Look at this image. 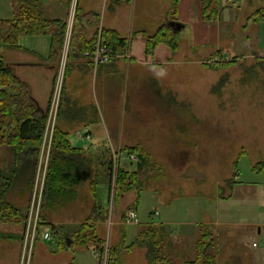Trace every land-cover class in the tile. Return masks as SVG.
<instances>
[{
    "label": "crops",
    "instance_id": "crops-1",
    "mask_svg": "<svg viewBox=\"0 0 264 264\" xmlns=\"http://www.w3.org/2000/svg\"><path fill=\"white\" fill-rule=\"evenodd\" d=\"M39 1L45 17L67 21L70 0ZM171 4L172 0H120L117 3H113L112 0H77L75 13L82 16L83 35L87 42H92L101 30L109 28L126 38L127 47L124 52L97 64L92 62L90 56L84 54L88 48L83 52L66 56L54 129L62 131L71 148L77 150L76 158L80 167L70 165L64 169L65 174L60 173L63 177L59 179V183L66 185L52 201L54 209L47 212L48 221L40 216L42 211L40 200L39 231L32 244L28 264H100L94 251L99 248L103 239L111 242L110 264H147L144 247L134 241L140 230L150 222L164 228L165 238L161 241L164 264H195L196 244L204 227L214 240V264H224L218 256L220 239L224 237L226 226L239 225L237 221H231L234 216L223 217L218 213V216L211 217L206 209H202L200 217L192 218L189 213L187 217L178 219L173 214L175 206L171 207V199H164L159 194L161 202L169 207L171 214L161 216L160 221L139 225L129 236L125 226L134 222H125L121 215L128 208L137 209L139 194H136L132 203L125 204L120 198L124 192H130L132 188L120 194L117 207L122 214L119 216V223H114L113 219L109 227L107 206L100 193L101 188H105V193L107 190L103 150L111 146H107L108 143H115L125 154L128 153L127 149L130 146H139L150 153L141 140L132 142L125 138L124 129L128 128L130 117L134 118L132 113L130 115L133 111L130 104L133 89L141 88L144 96L146 94L155 96L157 101L153 103L155 110L176 112L178 106L165 102L163 97L170 93L167 89L176 81V70L197 65L193 63L203 61L202 59L207 65L206 62L212 56L211 52L219 50L220 54L217 56L221 57L231 48L230 44L225 45L224 41L230 34L227 36L222 34V23H229L237 16L230 0H220L221 10L213 20H206L203 17L200 0H178L174 10ZM18 12L16 0H0V19L14 18ZM174 22H177L176 25ZM257 24L254 23L252 26L256 28ZM161 26L177 31L176 48L172 49L167 42L159 41L147 52L145 34H152ZM51 42L52 38L48 33L19 35L13 46L6 45L0 40V59L9 66L14 76L26 84L35 105L43 110H47L50 103L62 52L61 47L56 53H52ZM14 125L15 122L11 121L8 132ZM13 146L8 140L0 143V169L9 173L17 166V154L20 153L14 150ZM139 158L138 155L134 161L124 159L123 163H127L126 167L130 168L126 169L133 170L134 166L137 167ZM19 188L10 187L6 196L27 213L33 186L30 195L24 196L17 194ZM94 195L99 199V210ZM153 211H157L154 216L157 214L160 216L159 210ZM81 224L85 226L81 230H76ZM24 226L25 221L22 219L0 217V264H19ZM45 230L52 232L55 244L44 240L42 232ZM256 233L264 234L261 225L257 226ZM253 241L258 242L257 239ZM259 243L252 246L258 247ZM192 253L194 257H190ZM262 254L255 252L254 256Z\"/></svg>",
    "mask_w": 264,
    "mask_h": 264
},
{
    "label": "rangeland",
    "instance_id": "rangeland-1",
    "mask_svg": "<svg viewBox=\"0 0 264 264\" xmlns=\"http://www.w3.org/2000/svg\"><path fill=\"white\" fill-rule=\"evenodd\" d=\"M233 5L236 19L222 23V34H230L225 45L231 48L221 57L214 50L208 62L235 60L213 67L202 59L193 63L197 65L178 68L175 83L167 89L170 93L163 96L165 102L178 106L176 112L155 110V96H144L141 88L133 89L130 115L134 118L130 117L124 129L125 138L141 140L150 153L143 150L146 161L139 169L134 166L137 178L120 201L132 203L139 194L135 208L139 223L126 224L129 236L139 225L171 214L159 194L171 199L178 219L189 213L192 218L200 217L202 209L211 217L218 213L234 216L231 221L239 225L225 227L219 259L224 264H264L263 233H256L258 225L262 232L264 229V73L258 65L257 72L250 68L264 58V22L255 28L249 19L257 8L264 7V0H240ZM109 145L119 149L113 142ZM109 148L103 150L105 160ZM124 159L122 167L130 169ZM107 174L106 170V181ZM100 193L107 206L108 187L106 193L105 188ZM118 197L113 205L114 223H119L122 214ZM153 209L159 210L160 216H151ZM201 231L200 238L206 235L208 241V229ZM253 239L260 242L258 247L251 245ZM255 252L263 254L254 256Z\"/></svg>",
    "mask_w": 264,
    "mask_h": 264
},
{
    "label": "trees",
    "instance_id": "trees-1",
    "mask_svg": "<svg viewBox=\"0 0 264 264\" xmlns=\"http://www.w3.org/2000/svg\"><path fill=\"white\" fill-rule=\"evenodd\" d=\"M19 12L14 18L0 19V40L2 43L13 46L16 44V38L22 34L32 33H48L51 35V50L56 53L61 49L66 29V20L50 19L45 17L39 0H16ZM120 0H112L117 3ZM202 4V14L206 20L216 19L221 10L220 0H200ZM233 4L240 0H230ZM178 0H172L171 8L174 10ZM254 23L264 22V7L257 8L249 17ZM82 16L77 12L74 15L70 41L68 45L67 56L73 53L77 54L89 49L95 42H87L84 38V25L81 22ZM178 33L168 27L161 26L152 34H145L146 51L153 49L159 41L167 42L172 49L176 48ZM100 40L104 46V51L110 57L122 53L126 50V38L121 37L113 29H103L100 33ZM219 50H216V53ZM235 60V59H234ZM213 61L208 62V66L219 67L221 65H229L234 61ZM264 73V58L252 64L250 68L257 72V66ZM256 67V68H255ZM247 69V67H246ZM264 79V78H263ZM46 109L37 108L31 98L28 88L24 82L13 75L9 66L0 59V143L8 140L14 146L17 154V166L9 173L0 169V217L9 218L16 217L25 221L27 214L22 207L10 201L6 194L10 187L18 186L17 194L24 196L30 195L32 186L35 181L36 165L38 154L42 143L44 124L46 120ZM15 125L8 132L10 122ZM17 139V140H15ZM16 141V142H15ZM128 153L136 152L139 159L137 161L138 169L146 161L147 154L143 148L139 146L128 147ZM76 149L71 148L70 144L64 137V133L54 129L51 150L47 160V167L44 177V185L41 195V218L48 221L47 212L54 209L53 202L60 194V190H64L66 184H60L59 179L63 177L60 173H64L67 166L80 167L77 160ZM20 154V156H18ZM24 155H26L24 157ZM75 155V156H74ZM23 156V157H22ZM128 161H131L128 159ZM134 161V160H133ZM107 170V169H106ZM82 171V169L80 170ZM137 176V170H127L120 165L118 170L117 196H120L125 189L129 187L132 180ZM67 181V179L65 180ZM67 183V182H65ZM97 208L100 209L99 199L94 195ZM43 211L45 213H43ZM101 217V211L98 213ZM104 217V214L102 215ZM99 218V217H98ZM123 218V215H122ZM44 220V221H45ZM85 224L77 226L76 230H81ZM163 226L148 223L138 233L134 243L139 244L145 249L147 264H164V254L161 247V241L165 238ZM204 235L197 240L196 258L201 264H214L215 251L214 240L211 238L205 240ZM204 238V239H203ZM102 240L99 248L103 246ZM112 246L110 247L111 258Z\"/></svg>",
    "mask_w": 264,
    "mask_h": 264
},
{
    "label": "built area",
    "instance_id": "built-area-1",
    "mask_svg": "<svg viewBox=\"0 0 264 264\" xmlns=\"http://www.w3.org/2000/svg\"><path fill=\"white\" fill-rule=\"evenodd\" d=\"M77 0H70V9H69V16L66 21V29L64 34V41L63 46L61 49V58L60 63L57 71V76L54 84V88L52 91V96L50 99V103L47 109L46 120L44 125V132L42 137L41 143V154L39 157V165L37 175L34 181L32 195L30 204L27 210V217L25 220L24 226V234H23V242L22 248L20 252V262L19 264H28L32 252V244L36 239L39 231V206L40 200L42 195V187H43V180L45 175L46 163H47V156L50 150V144L53 136V131L55 127L56 116L58 112V107L60 103V92H61V85H62V78L63 72L66 62L67 50L70 40V33H71V26L73 22V17L75 13ZM85 55L90 56L92 62L97 64L100 61H104L109 59V54L104 51V46L100 40V33L97 35L95 42L90 46L89 49L84 51ZM110 154L108 156V160H105L106 169H107V187H108V194H107V222L108 226L110 227L113 221V205L115 204V199L117 197V181H118V170L121 165V161L124 158H127L131 161L137 159L136 152H130L127 154H123L121 149H115L112 146L109 148ZM43 166L41 167V165ZM157 211L152 210V215L156 214ZM123 220L125 222H138V215L134 208H128L126 212L123 214ZM42 237L47 242L51 244H55L56 240L53 237V234L50 230H45L42 232ZM262 242L264 244V234L262 237ZM258 242L253 241L252 245H257ZM110 247L111 244L109 243L108 239H105L103 242V246L98 248L94 251L99 258L100 264H109L110 262Z\"/></svg>",
    "mask_w": 264,
    "mask_h": 264
},
{
    "label": "water",
    "instance_id": "water-1",
    "mask_svg": "<svg viewBox=\"0 0 264 264\" xmlns=\"http://www.w3.org/2000/svg\"><path fill=\"white\" fill-rule=\"evenodd\" d=\"M174 23H175V25H176L177 22H174ZM177 25H178V24H177Z\"/></svg>",
    "mask_w": 264,
    "mask_h": 264
}]
</instances>
